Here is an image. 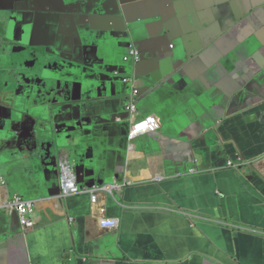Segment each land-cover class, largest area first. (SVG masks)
I'll use <instances>...</instances> for the list:
<instances>
[{"label":"crops","instance_id":"0c3cea01","mask_svg":"<svg viewBox=\"0 0 264 264\" xmlns=\"http://www.w3.org/2000/svg\"><path fill=\"white\" fill-rule=\"evenodd\" d=\"M97 1L0 0V93L41 63L88 59L103 60L99 76L110 86L101 99L78 90L75 103L51 109L57 124L92 123L84 146L93 147L63 157L80 195L62 197L57 159L16 150L13 167L0 170L7 194L37 201L29 231L0 211V264H264V0H106L110 17L139 21L130 27L137 77L124 61L130 39L110 25H81ZM112 71L135 78L136 117L161 121L133 149V84L109 82ZM3 96L2 120L19 109ZM237 157L242 168L226 166ZM108 184L118 187L108 193ZM104 217L120 226L104 229Z\"/></svg>","mask_w":264,"mask_h":264},{"label":"water","instance_id":"95a60500","mask_svg":"<svg viewBox=\"0 0 264 264\" xmlns=\"http://www.w3.org/2000/svg\"><path fill=\"white\" fill-rule=\"evenodd\" d=\"M99 1L96 2L98 5L93 14L86 13L82 17L81 25H110L114 31L122 33L124 39H130V47L132 45L137 47L135 41L131 40L133 38L130 27L139 21L129 22L123 19L120 11L110 17L106 8V0ZM49 11L47 8L44 10L45 13H49ZM117 27L123 28L116 30ZM20 53L30 56L27 49L21 50ZM140 63L130 64L136 77V70ZM30 64L32 68L38 66L37 63L30 62ZM102 64L103 60L89 59L84 62L73 63L63 61V65L60 67L41 63L42 66L37 67L38 69L23 73L14 79L12 85H19L20 87H14L9 93L6 90L0 93V101L2 95L11 94L13 103L10 102V105L19 108L16 110L17 115L8 119L2 120L0 114V170L7 172L9 168L13 167L15 161L12 159V152L16 153V150H27L33 153L32 161L38 157L61 161L64 156L71 153L70 149L85 154L87 147H93L92 143L84 146L90 142L91 138L88 136L93 133L90 120L82 118L57 124L54 122L55 118L52 120L51 109L54 110L57 104L75 103L78 99V90L89 89V93L98 95L101 99L103 91L110 88L108 82L99 76ZM27 75L32 76L37 82L26 81ZM112 75L113 80L109 82L116 83V85L119 82L126 83L125 76H122L120 72L112 71ZM25 82H27V87L24 86ZM39 85L44 86L41 92L35 91ZM11 138L15 141H12ZM10 140L11 143L8 148L7 145ZM25 141L29 147H26ZM22 144L26 145V149L23 148Z\"/></svg>","mask_w":264,"mask_h":264},{"label":"built area","instance_id":"2783aa9c","mask_svg":"<svg viewBox=\"0 0 264 264\" xmlns=\"http://www.w3.org/2000/svg\"><path fill=\"white\" fill-rule=\"evenodd\" d=\"M125 62H131L138 64L141 61L140 50L132 45L130 47L129 55L125 56ZM126 82L133 84L131 101L127 105V111L131 115V126L129 131L128 139L131 143L130 149H133L134 142L139 138L158 132L161 128V121L156 115L145 116L143 118H137L139 115L138 105L140 102V90L135 83V78H125ZM119 122L123 120L118 119ZM245 165V161L241 157H237L235 160H228L227 167L229 168H242ZM61 175H60V185L62 190V197L70 198L81 194V189L79 186V179L76 173L75 167L65 158H62L60 163ZM193 172L196 170H192ZM115 187L108 184L103 187L108 193H112ZM8 182L6 178L0 174V211H6L9 214L17 215L20 219L21 225L24 231H29L36 227V213H37V201L33 199H26L20 194H15L13 196L7 194ZM92 197V202H96L98 196V188L92 189L90 192ZM104 213L105 210H102ZM73 220V218H71ZM101 226L104 229H115L120 226V219L118 217H104L101 219Z\"/></svg>","mask_w":264,"mask_h":264},{"label":"flooded vegetation","instance_id":"af4514ba","mask_svg":"<svg viewBox=\"0 0 264 264\" xmlns=\"http://www.w3.org/2000/svg\"><path fill=\"white\" fill-rule=\"evenodd\" d=\"M33 78V77H32ZM27 81V80H26ZM29 82H34V81H36L37 82V80H32V79H29L28 80Z\"/></svg>","mask_w":264,"mask_h":264}]
</instances>
